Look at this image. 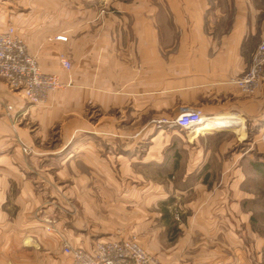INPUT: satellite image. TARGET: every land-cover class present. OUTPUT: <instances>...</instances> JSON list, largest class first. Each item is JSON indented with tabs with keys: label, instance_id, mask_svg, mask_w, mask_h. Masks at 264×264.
I'll use <instances>...</instances> for the list:
<instances>
[{
	"label": "crops",
	"instance_id": "obj_1",
	"mask_svg": "<svg viewBox=\"0 0 264 264\" xmlns=\"http://www.w3.org/2000/svg\"><path fill=\"white\" fill-rule=\"evenodd\" d=\"M169 4L171 30L179 39L164 44L161 37L172 33L159 29L158 0L0 1V33L12 27L42 73L70 84L51 93L47 106H28L0 81V264H71L60 236L46 233L41 222L62 211L61 190L52 180L77 181L71 196L85 211H100L109 208L104 197L126 195L124 187L108 189L110 179H142V166L152 170L178 154L198 156L215 134L235 130L211 127L196 133L189 150L179 138L184 132L159 129V119L177 117L181 109L199 110L206 118L261 119L264 83L247 97L230 81L249 65L243 41L264 31V6L260 11L248 5L237 43L218 47L203 35L199 19L188 15L196 10L189 0ZM59 36L66 41L56 40ZM61 54L70 70L61 65ZM7 106L13 108L11 116L25 118L24 126L12 129ZM55 127L58 140H52ZM22 146L32 154L23 155ZM89 181L100 184L90 188ZM73 217L65 232L57 223L72 247L89 251L96 241L135 235L126 231L129 223H82ZM195 224L231 244L232 223ZM218 258L220 264L225 256Z\"/></svg>",
	"mask_w": 264,
	"mask_h": 264
},
{
	"label": "rangeland",
	"instance_id": "obj_2",
	"mask_svg": "<svg viewBox=\"0 0 264 264\" xmlns=\"http://www.w3.org/2000/svg\"><path fill=\"white\" fill-rule=\"evenodd\" d=\"M131 2V0H120ZM195 11L189 16L199 19V29L209 43L218 47H232L237 43V30L246 25L245 9L262 11L264 0H189ZM101 3L96 7L100 10ZM159 29L170 30V35L162 36L161 43H176L178 35L172 28V10L169 0H158ZM264 11V10H263ZM102 14V13H101ZM100 14V15H101ZM167 14L170 19L167 18ZM261 13L257 20L261 22ZM193 19L188 22L193 28ZM264 31L256 35H245L243 53L252 55L260 42ZM236 78L243 77L250 66ZM264 83L261 79L258 87ZM56 89L59 91L70 84ZM258 87L247 97L255 95ZM53 91V92H55ZM53 92H50L49 95ZM46 101L28 106H47ZM89 111V118L92 117ZM17 124L24 126L26 120L20 114L16 115ZM159 119L158 126L166 127L176 116ZM230 118V117H223ZM239 127L227 133L215 134L205 142L200 153L189 155L178 154L168 164L141 167V177L134 180L127 176L108 181V189L125 188L126 195H110L109 208L100 211H85L83 206L71 196L73 186L78 182L70 179L52 180V186L61 190V213L50 214L45 220L62 223V230L69 229L72 215L77 216L82 223H129L126 231L134 232L142 248L158 264H218L220 256L225 259L220 264H263L264 263V114L260 120H242ZM15 126L11 127L14 130ZM216 129L212 127V130ZM226 129V128H224ZM233 129V128H227ZM58 129L52 130V140H58ZM194 134L183 133L181 138L187 141L189 150L197 140ZM23 153V155H30ZM197 156V158H196ZM200 157V158H199ZM77 182V183H76ZM94 183V185H93ZM99 181H89V186H99ZM93 185V186H92ZM89 188V189H90ZM141 188V189H140ZM96 197V196H95ZM165 206L170 222L178 228L173 236L164 229L161 209ZM43 213H41L42 216ZM73 217V218H74ZM131 223V224H130ZM195 223H232L230 227V243L222 241L221 237L213 238L211 233L198 227ZM87 229L88 227H85ZM59 231V229H57ZM48 234H54L45 231ZM62 236L63 232L59 231ZM61 247V238H60ZM234 252L236 259H234ZM215 256V258L213 257ZM230 256L232 261L229 260ZM207 257H212L209 261ZM248 258H252L249 262ZM215 259V260H214ZM232 262V263H231Z\"/></svg>",
	"mask_w": 264,
	"mask_h": 264
},
{
	"label": "built area",
	"instance_id": "obj_3",
	"mask_svg": "<svg viewBox=\"0 0 264 264\" xmlns=\"http://www.w3.org/2000/svg\"><path fill=\"white\" fill-rule=\"evenodd\" d=\"M1 1V0H0ZM58 41H66L65 37H56ZM59 61L64 69L70 70V63L65 55H59ZM264 77V32L257 45L247 73L241 78H233L230 83L239 87L244 93L253 92ZM0 81H3L10 92L18 94L28 104H38L46 101L50 92L62 87L56 75L41 72L37 61L28 51L23 40L12 27L0 33ZM12 127L17 124V117L11 116L13 108L7 106ZM208 118L199 110L181 109L169 128L184 133L196 134ZM22 151L28 154L30 150L22 146ZM47 232L59 235L55 223L42 219ZM60 236V235H59ZM61 238V251L71 258V264H158L131 235L126 239L113 241H96L89 251L72 247L67 239Z\"/></svg>",
	"mask_w": 264,
	"mask_h": 264
},
{
	"label": "bare ground",
	"instance_id": "obj_4",
	"mask_svg": "<svg viewBox=\"0 0 264 264\" xmlns=\"http://www.w3.org/2000/svg\"><path fill=\"white\" fill-rule=\"evenodd\" d=\"M198 130L194 132L200 133L209 131L211 127H216L217 129L224 128H233L236 129L239 127V121L234 120L233 118H220V117H212L205 120V122L199 126Z\"/></svg>",
	"mask_w": 264,
	"mask_h": 264
},
{
	"label": "trees",
	"instance_id": "obj_5",
	"mask_svg": "<svg viewBox=\"0 0 264 264\" xmlns=\"http://www.w3.org/2000/svg\"><path fill=\"white\" fill-rule=\"evenodd\" d=\"M161 218L165 222L164 225L166 227V232L174 236L178 232V228L174 223L170 222V217L167 215V211L165 209V206L161 209ZM264 264V263H263Z\"/></svg>",
	"mask_w": 264,
	"mask_h": 264
}]
</instances>
